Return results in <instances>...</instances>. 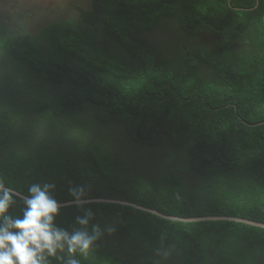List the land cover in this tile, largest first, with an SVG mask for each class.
<instances>
[{
    "label": "trees",
    "instance_id": "obj_1",
    "mask_svg": "<svg viewBox=\"0 0 264 264\" xmlns=\"http://www.w3.org/2000/svg\"><path fill=\"white\" fill-rule=\"evenodd\" d=\"M7 17L0 60L45 116L24 126L14 112L29 101L0 91L6 187L264 223V0H90L36 33ZM88 212L100 235L80 264H264V228L241 222L90 202L60 206L54 224L71 232Z\"/></svg>",
    "mask_w": 264,
    "mask_h": 264
},
{
    "label": "clouds",
    "instance_id": "obj_2",
    "mask_svg": "<svg viewBox=\"0 0 264 264\" xmlns=\"http://www.w3.org/2000/svg\"><path fill=\"white\" fill-rule=\"evenodd\" d=\"M54 187L50 183H34L24 195L0 181V264H51L49 257L63 264H80L75 254L87 255L100 229L94 225L92 234L86 230L91 212L76 217L81 228L69 232L57 227L54 218L60 205L51 195ZM70 193L79 200L83 189L71 188ZM17 200L25 206L22 218H14L9 211ZM65 252L66 259L60 255Z\"/></svg>",
    "mask_w": 264,
    "mask_h": 264
},
{
    "label": "rangeland",
    "instance_id": "obj_3",
    "mask_svg": "<svg viewBox=\"0 0 264 264\" xmlns=\"http://www.w3.org/2000/svg\"><path fill=\"white\" fill-rule=\"evenodd\" d=\"M89 4L90 0H0V18L8 19L6 16H9L15 19L14 21L18 26L23 25L24 29L31 33H36L53 21L70 19L76 16L82 8H87ZM25 78L22 76L18 77L13 69L7 67L0 60V88L3 87L0 90L1 93H4L5 90L18 91L20 82L24 81ZM19 92L16 94L18 101H29V109L26 114L21 116L16 115L14 112V117H18L21 124L22 120L24 123L27 118L28 122L24 126H39V121L43 118L40 119V116H45V114L41 110L36 109L33 100H28L27 90L21 89ZM32 111L33 117L29 118ZM14 120L16 119L14 118ZM82 122L88 126L95 125L90 116L82 117Z\"/></svg>",
    "mask_w": 264,
    "mask_h": 264
},
{
    "label": "water",
    "instance_id": "obj_4",
    "mask_svg": "<svg viewBox=\"0 0 264 264\" xmlns=\"http://www.w3.org/2000/svg\"><path fill=\"white\" fill-rule=\"evenodd\" d=\"M258 1L259 0H257V4H258ZM90 202H106V203L122 204L126 206H133L137 209L153 213L162 218L169 219V220H175V221L196 222V221H204V220H228V221L241 222V223L264 228V223L246 219V218H240V217H235V216H225V215L224 216L223 215H209V216H202V217H178V216L168 215L156 209L145 207V206H142V205L130 202V201L114 199V198H90V199L72 200V201H67V202L58 203V204L60 206H65V205H71V204H81V203H90Z\"/></svg>",
    "mask_w": 264,
    "mask_h": 264
}]
</instances>
